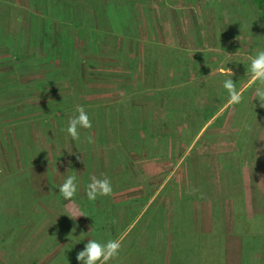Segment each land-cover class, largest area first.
<instances>
[{"label": "rangeland", "instance_id": "374dc122", "mask_svg": "<svg viewBox=\"0 0 264 264\" xmlns=\"http://www.w3.org/2000/svg\"><path fill=\"white\" fill-rule=\"evenodd\" d=\"M260 50L264 20L251 0H0V264H82L90 239L116 238L109 264H165L161 202L181 234L210 220L225 236L221 196L240 167L231 230L244 239L242 264H264V210L249 198L264 106L248 68ZM77 105L92 121L79 141L66 131ZM232 125L240 167L222 155ZM70 175L78 192L67 201L58 187ZM93 175L112 181L110 196L88 199ZM208 200L216 213L203 211ZM93 210L91 232L67 215Z\"/></svg>", "mask_w": 264, "mask_h": 264}, {"label": "crops", "instance_id": "0c3cea01", "mask_svg": "<svg viewBox=\"0 0 264 264\" xmlns=\"http://www.w3.org/2000/svg\"><path fill=\"white\" fill-rule=\"evenodd\" d=\"M242 135V130L241 128L238 126H233L232 125V130H231V135L233 136V138H230L229 140L227 139V135H225L224 137V149L223 150V158L226 159L227 164L231 165V166H235V165H240L242 164L243 160L239 157L237 158L236 156H238V154H240L242 152V148L241 147L243 144H241V142H239V138ZM235 139L238 140V146L235 143ZM215 145V144H213ZM215 151V149H214ZM255 154L253 155V160L251 161V166H250V190H249V198H251V202H252V207L255 213H258L260 211L264 210V206L261 205V199L264 205V191L262 190V188L264 187V137L262 140V143H260L256 149H255ZM215 155H218L217 153H214ZM258 157V158H257ZM252 159V157H251ZM241 162H240V161ZM235 161V162H234ZM234 162V163H233ZM237 162V163H236ZM226 164V163H225ZM242 168L240 167V170ZM239 168L233 170V169H229V171L231 172V176H227L225 178L226 182L228 183V187L227 188V192L222 194V201L220 202L222 209L221 212L224 213L225 215H227V223H226V228H227V232H225V236H224V250H225V256H224V262L225 264H242L243 259H242V254H241V244L242 247L244 245L243 241L244 239H242L239 235V233L232 232V223H231V218H230V214L233 212L234 210V217L236 219V213L238 210V207L240 208V206H238V200H237V190L240 188L239 186L241 185H232L233 183L238 184V181L241 180V176L242 174L240 173ZM232 174H235V176H232ZM192 182V181H191ZM234 188V189H231ZM247 186L245 184V188L244 191L247 192ZM213 190V189H212ZM196 191V190H195ZM209 192V196H202V197H206V198H211L213 197V191H208ZM244 192V193H245ZM186 194V193H185ZM195 194V193H193ZM196 194L199 196V194L196 192ZM217 195V194H216ZM221 195V194H219ZM239 195V194H238ZM187 197V195H184ZM183 196V197H184ZM155 197V195H154ZM153 197V198H154ZM178 197V196H177ZM148 198V197H147ZM145 198V201L146 199ZM194 198V197H193ZM195 199V198H194ZM180 200V199H177ZM184 200H187V198H184ZM152 202V199L150 198L149 202L147 200L148 205ZM215 203V201H214ZM162 206H167L165 207V213L167 214V217L169 216V220H167V222L163 223L165 224L163 227V231L162 234L164 235V241L163 242L165 244L166 250H165V255L166 258H164L165 264H168L169 259L171 258V247L173 244V222L170 221V213H172V209L171 207H169L166 204H163L161 202ZM189 206L191 205L192 208V202H188L186 203ZM197 206V204L195 203V201L193 200V213H195V207ZM200 206H203V211L208 213V214H214L216 213V209L213 210V207H215V204L213 205V203L211 201H205L203 202V204ZM212 208V209H211ZM214 212V213H213ZM242 212V211H241ZM240 212V213H241ZM259 214V213H258ZM213 220V219H212ZM213 221H208L204 226L200 227V228H196L193 227V232L194 231H199V230H203L204 233H212L213 232ZM193 252V251H192ZM191 256H186V258L189 260L190 259V263L189 264H196L197 262V258L194 255V253L190 254ZM166 259V260H165ZM188 264V263H187Z\"/></svg>", "mask_w": 264, "mask_h": 264}, {"label": "clouds", "instance_id": "9594fccd", "mask_svg": "<svg viewBox=\"0 0 264 264\" xmlns=\"http://www.w3.org/2000/svg\"><path fill=\"white\" fill-rule=\"evenodd\" d=\"M225 73L224 69H220ZM248 71L251 72V79L258 86L255 90V97L264 106V50L258 51L250 61ZM232 77L231 69H227L225 73ZM223 88L229 94V100L232 104L242 102L243 96L236 87V83L232 78H228L223 82ZM77 115L72 116L68 121L67 133L74 139L80 140V129L92 128V121L85 107L77 105ZM89 143H94L92 137H87ZM59 193L67 201H72L78 192V178L76 175L68 176L64 182L58 187ZM113 193L112 181L106 177H97L93 175L90 178V183L87 185L86 194L89 200L95 201L98 197L110 196ZM72 219L86 216L83 213L67 214ZM122 238L109 239L107 241H100L90 239L85 245L84 249L77 254V260L82 264H109L110 261L118 259L122 249Z\"/></svg>", "mask_w": 264, "mask_h": 264}, {"label": "trees", "instance_id": "16d2710c", "mask_svg": "<svg viewBox=\"0 0 264 264\" xmlns=\"http://www.w3.org/2000/svg\"><path fill=\"white\" fill-rule=\"evenodd\" d=\"M255 7L260 11L264 20V0H251ZM101 15V11L99 12ZM212 115L207 116V119H210ZM113 209L109 210L108 218L113 220L114 217ZM86 216H81L76 218L79 225L86 232H91L97 227V215L93 211H89ZM177 222L173 226L174 233V242H173V251L171 257L173 258L172 264H189L190 259L188 260L185 256L188 254L194 253L197 258L196 264H224L223 260V250H224V236L215 233H204V238L199 239L194 235L195 232L192 229H189V235L191 237H186L184 233L181 234L184 225H181V221L176 220ZM175 227V228H174ZM184 242V243H183ZM175 247V248H174ZM178 247V248H176ZM209 249V252H207ZM183 251V252H182ZM193 251V252H192ZM183 255V256H182Z\"/></svg>", "mask_w": 264, "mask_h": 264}]
</instances>
